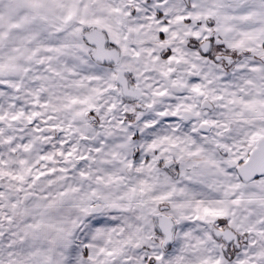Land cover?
<instances>
[{"label": "snow or ice", "instance_id": "1", "mask_svg": "<svg viewBox=\"0 0 264 264\" xmlns=\"http://www.w3.org/2000/svg\"><path fill=\"white\" fill-rule=\"evenodd\" d=\"M0 264H264V0H0Z\"/></svg>", "mask_w": 264, "mask_h": 264}]
</instances>
